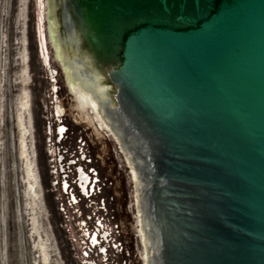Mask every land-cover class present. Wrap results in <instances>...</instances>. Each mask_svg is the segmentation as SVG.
I'll return each mask as SVG.
<instances>
[{"label": "water", "instance_id": "95a60500", "mask_svg": "<svg viewBox=\"0 0 264 264\" xmlns=\"http://www.w3.org/2000/svg\"><path fill=\"white\" fill-rule=\"evenodd\" d=\"M40 41L127 264H264V0H44Z\"/></svg>", "mask_w": 264, "mask_h": 264}, {"label": "rangeland", "instance_id": "374dc122", "mask_svg": "<svg viewBox=\"0 0 264 264\" xmlns=\"http://www.w3.org/2000/svg\"><path fill=\"white\" fill-rule=\"evenodd\" d=\"M43 7L44 0H0V264H37L26 221L18 120L20 98L27 90L34 165L43 189L42 226L49 231L55 264H127L113 180L82 127L64 114L56 122L40 41ZM59 124L65 126L62 135L55 130ZM78 169L88 175V193L77 186ZM39 212L41 217V207ZM96 218L119 222L122 249L118 240H111L101 245L106 255L87 256L78 222L84 219L90 224Z\"/></svg>", "mask_w": 264, "mask_h": 264}, {"label": "bare ground", "instance_id": "6f19581e", "mask_svg": "<svg viewBox=\"0 0 264 264\" xmlns=\"http://www.w3.org/2000/svg\"><path fill=\"white\" fill-rule=\"evenodd\" d=\"M26 62V60H24ZM20 113L18 115L19 127L21 129V157H23V179H24V195L27 198V208L25 209L26 221L30 226V233L33 238L34 246L36 248L37 258L35 261L37 264H55L56 258H54L50 237L47 234V231L42 226L41 217L39 212V207H41L38 195L39 190L37 189V180L35 177L30 151L27 148L28 135L30 133V117H29V102L27 93H23L20 98ZM27 118V120H26ZM88 193V188H85V192ZM74 201V200H73ZM59 264V263H57Z\"/></svg>", "mask_w": 264, "mask_h": 264}, {"label": "built area", "instance_id": "2783aa9c", "mask_svg": "<svg viewBox=\"0 0 264 264\" xmlns=\"http://www.w3.org/2000/svg\"><path fill=\"white\" fill-rule=\"evenodd\" d=\"M78 225L79 230L84 234V248L88 249L87 256L92 252H95L96 255H102L103 253V255H106V249L104 247L102 248V246H104L102 243L111 240H118L121 249L123 248L121 240L118 239L119 236H121V228L118 221H115L114 224L112 220L108 219V221H106L102 218H96L92 223L88 224L86 220L82 219L78 222ZM88 261L89 260H85V262Z\"/></svg>", "mask_w": 264, "mask_h": 264}, {"label": "flooded vegetation", "instance_id": "af4514ba", "mask_svg": "<svg viewBox=\"0 0 264 264\" xmlns=\"http://www.w3.org/2000/svg\"><path fill=\"white\" fill-rule=\"evenodd\" d=\"M26 93H27L28 102H29V117H30L29 125H30V129H31L30 130L31 136H29L30 139L28 138V139H26V141H27V148L30 151V157H31V161H32L35 177H36V180H37V186L36 187L39 190L38 200H39V197H40L39 203L41 205V223H42V220L45 219L43 214H42V209L44 207L43 206L44 202H43V197H42L43 189H42V185H41V180H40V174H39L38 166H37V169H35L36 167L34 165V159H35V155H36L35 152L36 151H35V145H34V143H35V140H34L35 139V134H34V125H33V115H32V112H31V101H30V94H29L28 90H27ZM61 119L62 118L60 116L59 120H61ZM55 130H56L57 134L62 135V133L65 130V126L63 124H59V126ZM50 152H51V150H50ZM22 158L23 157H21V159ZM21 164H22V162H21ZM36 170H38V172ZM77 173H78L77 186L79 187L80 191L84 194L85 188H88V185H87L88 184V175L86 173H84L81 169H78ZM62 186H63V189L65 190L66 189V185L63 184ZM69 197L73 198V200L75 201V195L73 193H70ZM45 230L47 231V234L50 237L49 231L47 230V228H45Z\"/></svg>", "mask_w": 264, "mask_h": 264}]
</instances>
